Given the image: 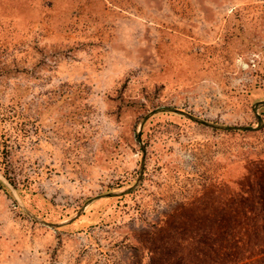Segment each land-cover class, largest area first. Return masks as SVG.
I'll use <instances>...</instances> for the list:
<instances>
[{
  "label": "rangeland",
  "instance_id": "rangeland-1",
  "mask_svg": "<svg viewBox=\"0 0 264 264\" xmlns=\"http://www.w3.org/2000/svg\"><path fill=\"white\" fill-rule=\"evenodd\" d=\"M0 264H264V0H0Z\"/></svg>",
  "mask_w": 264,
  "mask_h": 264
}]
</instances>
